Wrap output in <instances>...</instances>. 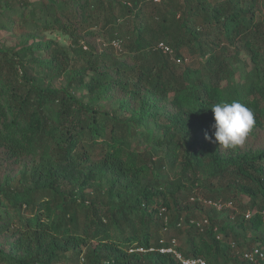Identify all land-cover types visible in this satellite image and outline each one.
<instances>
[{
    "label": "trees",
    "instance_id": "1",
    "mask_svg": "<svg viewBox=\"0 0 264 264\" xmlns=\"http://www.w3.org/2000/svg\"><path fill=\"white\" fill-rule=\"evenodd\" d=\"M0 13L67 41L40 50L37 74L0 46V264H181L161 248L264 264L242 258L264 251V145L205 139L211 106L234 100L254 113L248 136L264 130V0H0Z\"/></svg>",
    "mask_w": 264,
    "mask_h": 264
},
{
    "label": "rangeland",
    "instance_id": "2",
    "mask_svg": "<svg viewBox=\"0 0 264 264\" xmlns=\"http://www.w3.org/2000/svg\"><path fill=\"white\" fill-rule=\"evenodd\" d=\"M54 43L66 45L67 41L56 32L35 34L25 26L11 28L9 17L0 13V46L18 53L21 60L26 63V67H29L33 73L37 74L34 63L39 62L38 54L42 52L40 50H43L46 44ZM63 82L64 80L60 79L54 85L59 88L63 85ZM76 94L77 96L82 95L79 91ZM247 144L255 148L263 146L264 130L256 132L255 137L251 138L248 136L241 147L247 146ZM3 169L4 167L0 169V176L3 173ZM1 242H4V240L1 239Z\"/></svg>",
    "mask_w": 264,
    "mask_h": 264
},
{
    "label": "clouds",
    "instance_id": "3",
    "mask_svg": "<svg viewBox=\"0 0 264 264\" xmlns=\"http://www.w3.org/2000/svg\"><path fill=\"white\" fill-rule=\"evenodd\" d=\"M214 123V140L205 134V139L218 143L220 148L234 149L245 143L255 125L254 113L239 101L221 102L211 106Z\"/></svg>",
    "mask_w": 264,
    "mask_h": 264
},
{
    "label": "built area",
    "instance_id": "4",
    "mask_svg": "<svg viewBox=\"0 0 264 264\" xmlns=\"http://www.w3.org/2000/svg\"><path fill=\"white\" fill-rule=\"evenodd\" d=\"M114 46H118L117 43H113ZM159 49H161L163 52H170L167 47H165L162 43L159 44ZM208 205L213 206L214 208L220 209L222 207V204L220 202H214L211 200H208L206 202ZM230 205V204H228ZM249 217V214L246 215V218ZM174 244V241L172 242ZM142 251V250H140ZM161 253H172L175 255V257L181 262V264H206V262L202 261L201 259H184L182 258L176 251H174L172 248H161L159 250ZM242 258L245 262L248 263H257L258 261L264 260V251L259 248H253L249 251H246L242 254Z\"/></svg>",
    "mask_w": 264,
    "mask_h": 264
}]
</instances>
